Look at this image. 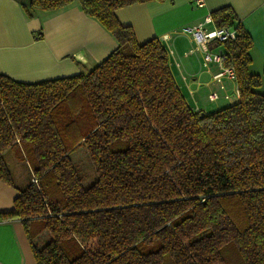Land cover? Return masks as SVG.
<instances>
[{"label":"trees","instance_id":"1","mask_svg":"<svg viewBox=\"0 0 264 264\" xmlns=\"http://www.w3.org/2000/svg\"><path fill=\"white\" fill-rule=\"evenodd\" d=\"M145 1L22 5L31 16L76 2L117 45L72 75L0 73V178L13 183L8 148L30 172L0 217L22 223L36 264H264V70L251 68L252 38L229 5L210 12L236 32L220 44L239 94L196 111L161 41L138 42L115 15ZM79 146L95 171L87 186L70 158Z\"/></svg>","mask_w":264,"mask_h":264},{"label":"crops","instance_id":"2","mask_svg":"<svg viewBox=\"0 0 264 264\" xmlns=\"http://www.w3.org/2000/svg\"><path fill=\"white\" fill-rule=\"evenodd\" d=\"M28 2L0 0V73L23 82L72 75L82 68L93 67L117 45L114 36L99 21L85 14L76 2L55 10L35 9L31 16L22 8ZM225 5L233 9L250 34L251 68L262 72L264 0H203L202 6H197L195 0H148L120 7L115 15L122 24L132 27L138 42L151 37L161 41L170 71L185 100L194 110L203 111L200 99L226 101L219 109L235 102L238 96L233 94V81L223 78L224 87L220 88L219 82L212 79L218 71L216 64L210 63L204 68L200 51L187 52L194 40L180 29ZM163 35L168 38L163 40ZM215 50L224 51V48L219 44ZM212 91L218 94L215 100L208 99ZM225 93L232 98H225ZM15 153L8 148L3 154L13 183L0 178V213L13 208L18 188L27 183L21 169L25 168L27 175L28 164L18 160ZM0 264H36L19 220L0 217Z\"/></svg>","mask_w":264,"mask_h":264},{"label":"built area","instance_id":"3","mask_svg":"<svg viewBox=\"0 0 264 264\" xmlns=\"http://www.w3.org/2000/svg\"><path fill=\"white\" fill-rule=\"evenodd\" d=\"M195 2L197 6L203 5V0H195ZM210 24H213V20L210 13H207L197 23L180 29L181 33L190 35L192 40H194V45L187 52L200 51L202 55L201 64L204 68H207L210 63L216 64L218 71L212 75V79L219 82L220 88L224 87L223 78L233 81V94L238 96L239 88L236 83L235 70L233 66L225 65L228 54L225 51L215 50V46L221 42L234 39L236 32L231 26L218 27L213 25L212 27H208ZM162 38L166 40L168 35H163ZM217 97L218 94L215 91L208 94L209 100H215ZM224 97L230 99L231 96L225 93ZM32 180L36 181L34 178Z\"/></svg>","mask_w":264,"mask_h":264},{"label":"rangeland","instance_id":"4","mask_svg":"<svg viewBox=\"0 0 264 264\" xmlns=\"http://www.w3.org/2000/svg\"><path fill=\"white\" fill-rule=\"evenodd\" d=\"M258 90L264 93V77H262L261 85ZM226 103L227 102L223 100H216L214 102H209L204 99L199 100V105L204 107L203 111H213L219 106ZM70 158L75 163V166L77 167L80 175L82 176L83 185H89L95 179L96 176L93 165L86 153L85 148L83 146H79L77 149L73 150L70 153ZM21 170L23 171L22 174H24V177H26L25 179L27 180L30 172L28 171V174L26 175L25 173H27V170L25 168H22Z\"/></svg>","mask_w":264,"mask_h":264},{"label":"bare ground","instance_id":"5","mask_svg":"<svg viewBox=\"0 0 264 264\" xmlns=\"http://www.w3.org/2000/svg\"><path fill=\"white\" fill-rule=\"evenodd\" d=\"M213 25H214V23H213ZM215 26V25H214Z\"/></svg>","mask_w":264,"mask_h":264}]
</instances>
